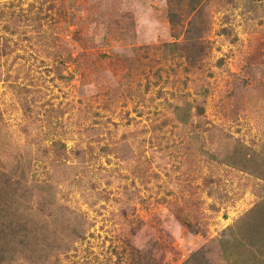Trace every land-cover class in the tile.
Here are the masks:
<instances>
[{
  "label": "rangeland",
  "instance_id": "rangeland-1",
  "mask_svg": "<svg viewBox=\"0 0 264 264\" xmlns=\"http://www.w3.org/2000/svg\"><path fill=\"white\" fill-rule=\"evenodd\" d=\"M0 170L26 221L0 264H242L264 0H0Z\"/></svg>",
  "mask_w": 264,
  "mask_h": 264
},
{
  "label": "trees",
  "instance_id": "trees-1",
  "mask_svg": "<svg viewBox=\"0 0 264 264\" xmlns=\"http://www.w3.org/2000/svg\"><path fill=\"white\" fill-rule=\"evenodd\" d=\"M241 161L244 167L253 165L247 159ZM9 181L8 174L0 170V196L4 195V202H0V262L8 258L5 256L8 251H5L3 247V245L8 244V235L17 236L21 231V226L26 228L25 220L13 219L15 216L13 211L10 210L12 188L8 189L6 186ZM8 196L9 201L6 198ZM6 216L10 218L5 219ZM221 235L220 241L225 242V254L229 260H233V256L236 255L232 251L233 247H239L243 250L241 245L248 241L250 246L247 253L243 255L244 262L242 264H248L247 261H249V264H264V198L238 218L233 226L224 230ZM236 264H239V262Z\"/></svg>",
  "mask_w": 264,
  "mask_h": 264
}]
</instances>
